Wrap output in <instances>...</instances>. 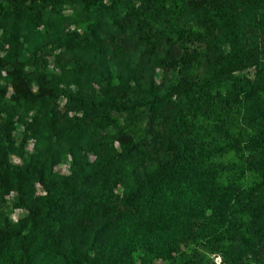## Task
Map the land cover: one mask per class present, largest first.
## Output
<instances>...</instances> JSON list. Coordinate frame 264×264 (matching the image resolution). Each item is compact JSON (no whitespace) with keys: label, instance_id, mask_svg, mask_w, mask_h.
<instances>
[{"label":"trees","instance_id":"1","mask_svg":"<svg viewBox=\"0 0 264 264\" xmlns=\"http://www.w3.org/2000/svg\"><path fill=\"white\" fill-rule=\"evenodd\" d=\"M0 43V264H264V0H5Z\"/></svg>","mask_w":264,"mask_h":264},{"label":"rangeland","instance_id":"2","mask_svg":"<svg viewBox=\"0 0 264 264\" xmlns=\"http://www.w3.org/2000/svg\"><path fill=\"white\" fill-rule=\"evenodd\" d=\"M5 0H0V6L2 4H4ZM124 11V10H123ZM62 22L60 18H56L53 21V25H55L56 31H54V36H56L59 32V30H57L58 28H60L62 26ZM167 34H169L170 36H176L179 32V27L176 24V22L173 19H168L167 20V29H166ZM13 48H8L6 45H2L0 43V53H5L7 51H13ZM174 55H176L178 53L176 48L172 49ZM94 63V60L92 57L89 58L88 60V65H92ZM171 71L170 70H161L158 75H157V79L159 78H163L167 75H170ZM3 75H5L3 73ZM191 77L193 79L197 78V72H193L191 74ZM8 83V78H4L2 77L0 79V86L6 85ZM76 83H74V88ZM13 93L11 91V89L8 90L6 96L8 98L12 97ZM35 111V110H34ZM34 111H31L30 114H33ZM50 123V117H43L42 119V127H45L47 125H49ZM36 141V136L33 135L32 133L28 132L26 129H24V126H22L20 128V131H18L17 136H16V151L15 153L11 156V160L13 162H22L27 160L28 158H30L31 156L34 155V144ZM86 157H88L89 159L91 158L90 155H86ZM230 159H232L233 161H237L236 157H234L233 155H230L229 157ZM125 169H128L134 173H139L142 172L144 170L150 169L153 164L152 161L145 157V156H140L137 158H134L130 161H125L123 164ZM74 169V164L71 160V158L69 156L65 157L62 159V162L54 167V171H57L59 173H63V174H70L72 173ZM252 177V173L249 171H246V178L245 180H249ZM116 194H117V198H120V186L116 187ZM42 193V192H40ZM11 208H12V213H11V219L10 220H15L18 213L20 212L19 209H17L16 207H14L13 203L9 200L7 203ZM199 252L202 253L206 260L208 262H213L215 264H219L220 260H221V256L218 253H210L207 249H204L203 247H199Z\"/></svg>","mask_w":264,"mask_h":264}]
</instances>
